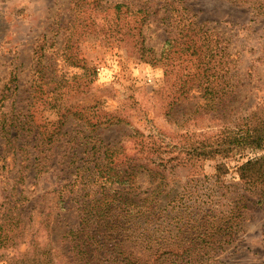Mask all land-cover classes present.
Returning a JSON list of instances; mask_svg holds the SVG:
<instances>
[{
	"label": "rangeland",
	"instance_id": "374dc122",
	"mask_svg": "<svg viewBox=\"0 0 264 264\" xmlns=\"http://www.w3.org/2000/svg\"><path fill=\"white\" fill-rule=\"evenodd\" d=\"M119 1L0 0V120L5 115L13 121L12 135H17L13 143L0 140V153L5 155V162L0 160V226L19 235L0 249V264H9L6 257L15 253L26 257L36 233L49 235L57 251L50 264H68L61 256L68 248L65 234L77 227L78 219L70 204L60 202L58 189L67 174L61 163L70 151L83 149L85 137L104 145L120 143L131 154L135 145L130 138L135 134L162 140L170 145L162 159L178 158L163 166L168 192L185 197L182 200L189 206L196 202L195 209L206 207L199 195H215L213 208L223 213L233 207L235 195L226 199L221 186L195 180L212 177L223 167V182L235 185L238 168L264 156V137L261 150L225 148L218 156L191 162L183 160L181 150L226 139L243 129L244 117L264 108V15L254 17L247 5L233 0H185L198 24L219 33L226 42L219 47H227L232 55L231 73L226 78L216 70L213 86L220 89L228 80L234 94L212 112L195 86L196 79L185 78L192 64L177 67L166 79L165 60L152 66L140 61L130 44L104 42V29L115 21L111 4ZM141 29L145 46L160 54L167 35L158 19ZM41 54L46 56L40 65ZM90 68L93 75L87 72ZM181 84L188 94L182 95ZM6 91L10 97L2 101ZM51 134H58L53 137L58 143L49 142ZM18 145H23L21 155L29 167L20 185L12 181L20 164V156L13 154ZM52 153L54 168L48 171L49 164L35 177V168L30 167L33 159ZM137 182L142 191L156 187L144 174ZM166 196L159 203L162 208L169 207ZM10 205L16 211L3 215ZM244 205L245 209H239L244 219L237 240L208 264H264V205L256 204L254 194ZM6 217L8 222L3 220Z\"/></svg>",
	"mask_w": 264,
	"mask_h": 264
},
{
	"label": "trees",
	"instance_id": "16d2710c",
	"mask_svg": "<svg viewBox=\"0 0 264 264\" xmlns=\"http://www.w3.org/2000/svg\"><path fill=\"white\" fill-rule=\"evenodd\" d=\"M233 1L247 5L254 12V17L264 15V0ZM111 6L115 21L104 29V42L130 44L140 61L152 66H158L165 60L166 64L164 62L162 66L165 67L166 79L171 78L177 67L184 63L192 64L193 73L188 71L185 78L190 81L196 79L195 86L202 91V99L212 112L231 99L234 89L228 80L222 81L220 89L213 86L216 70L222 71L227 78L233 67L227 47H219L226 42L216 31L198 24L185 6V0H122ZM153 19H158L167 35L160 54L145 46V34L141 29ZM45 56L41 54L38 64H42ZM87 72L90 75L94 73L91 68ZM187 83L188 80L184 81V85ZM181 89L182 95L188 94L189 89L184 91L182 84ZM9 97L10 93L6 91L2 93L1 100ZM243 121H247L243 129L230 133L221 140L223 142L218 139L210 146L198 143L191 148L181 147L183 160L191 162L218 156L225 148L263 149L264 108H256ZM12 124L13 121L10 122L5 115L1 117L0 140L13 143L17 139V135H12ZM135 135L130 138L135 145L132 154L127 153L120 143L104 145L100 140L89 142L85 137L87 142L80 152L70 151L63 158L62 172L67 171V174L61 181L58 195L62 204L71 205L78 225L65 234L68 248L61 254L62 258L68 264H208L224 247L237 240L244 219L239 209L246 208L244 201L247 197L254 194L256 204L264 205V156L241 165L238 168L239 182L235 185H225L223 167H218L212 177L195 180L196 183L210 181L221 186L225 190L222 197L226 199L235 195L233 207L226 213L214 210L212 201L216 197L212 194L199 195L200 202L206 207L195 209L196 202L189 206V202L182 200L185 197L168 192L163 166L178 160L162 159L168 154L165 149L170 145L153 136ZM56 136L58 134H51L49 142L58 143L53 139ZM22 150L23 145H18L13 153L20 156L17 176L12 178L18 185L23 184L29 169L22 158ZM39 154L44 155V152ZM52 156L53 153L40 160L37 155L33 159L30 167L35 168V177L47 170ZM4 159L1 152L0 160L5 162ZM39 161L43 163L39 165ZM51 166L54 165L51 163L48 171L54 168ZM141 174L156 182V187L142 191L137 182ZM18 195L19 202L22 193ZM163 195L169 198L167 208L159 206ZM207 201H210L208 205ZM176 210H180L178 215H175ZM15 211L16 206L10 205L3 215H11ZM3 220L8 222L9 218ZM12 237L19 235L7 227L4 230L1 224L0 249L10 244ZM51 244L49 235L36 233L29 241L30 252L26 257L21 258L22 255L15 253L6 259L9 264H50L57 257V251Z\"/></svg>",
	"mask_w": 264,
	"mask_h": 264
}]
</instances>
